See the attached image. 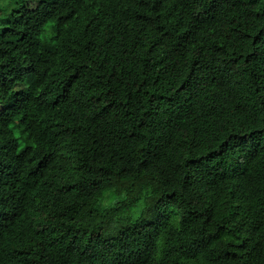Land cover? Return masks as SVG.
<instances>
[{"label": "trees", "instance_id": "obj_1", "mask_svg": "<svg viewBox=\"0 0 264 264\" xmlns=\"http://www.w3.org/2000/svg\"><path fill=\"white\" fill-rule=\"evenodd\" d=\"M0 105V264H264V0L21 4Z\"/></svg>", "mask_w": 264, "mask_h": 264}, {"label": "snow or ice", "instance_id": "obj_2", "mask_svg": "<svg viewBox=\"0 0 264 264\" xmlns=\"http://www.w3.org/2000/svg\"><path fill=\"white\" fill-rule=\"evenodd\" d=\"M3 111L4 109H0V115L3 114ZM253 133H255V135H249L247 140H241L239 143L248 145L252 149H255L256 147H258L259 141L261 140V138H264V129L255 130ZM237 147L238 146L233 145L231 143L230 139H227L223 142L219 152L217 153V156L223 157L226 154H228L230 151H235Z\"/></svg>", "mask_w": 264, "mask_h": 264}, {"label": "rangeland", "instance_id": "obj_3", "mask_svg": "<svg viewBox=\"0 0 264 264\" xmlns=\"http://www.w3.org/2000/svg\"><path fill=\"white\" fill-rule=\"evenodd\" d=\"M40 1L43 0H0V17H7L15 7L21 4L35 6ZM0 109H3V106L0 105Z\"/></svg>", "mask_w": 264, "mask_h": 264}]
</instances>
